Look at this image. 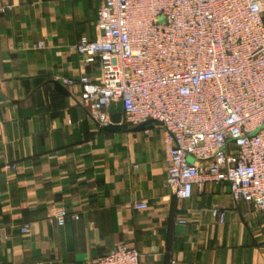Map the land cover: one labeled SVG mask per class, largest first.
<instances>
[{
	"label": "crops",
	"instance_id": "1",
	"mask_svg": "<svg viewBox=\"0 0 264 264\" xmlns=\"http://www.w3.org/2000/svg\"><path fill=\"white\" fill-rule=\"evenodd\" d=\"M2 1L0 264H96L120 244L138 248L139 264H264L262 212L228 182L177 198L159 124L107 130L80 105L81 88L62 84L100 76L74 45L97 38L101 0ZM142 200L149 207L135 209ZM61 207L80 217L58 225Z\"/></svg>",
	"mask_w": 264,
	"mask_h": 264
},
{
	"label": "built area",
	"instance_id": "2",
	"mask_svg": "<svg viewBox=\"0 0 264 264\" xmlns=\"http://www.w3.org/2000/svg\"><path fill=\"white\" fill-rule=\"evenodd\" d=\"M10 8L0 0V14ZM97 25V38L82 37L74 48L85 62H100L98 80L62 79L81 88L79 103L91 118L109 125L112 104L122 101L129 127L153 120L163 128L166 183L177 198L228 182L236 201L264 214L263 2L101 0ZM133 206L149 207L145 200ZM211 212L224 221L219 206ZM53 217L62 226L80 215L61 207ZM139 263L140 251L129 244L96 262Z\"/></svg>",
	"mask_w": 264,
	"mask_h": 264
},
{
	"label": "water",
	"instance_id": "3",
	"mask_svg": "<svg viewBox=\"0 0 264 264\" xmlns=\"http://www.w3.org/2000/svg\"><path fill=\"white\" fill-rule=\"evenodd\" d=\"M64 92H66V88L61 85L59 86ZM111 112V123L105 126V129L113 131V132H120V131H139L144 130L147 127L154 125L153 120H148L138 126L130 128L127 124L122 122V115H123V104L122 101L114 102L110 108Z\"/></svg>",
	"mask_w": 264,
	"mask_h": 264
},
{
	"label": "rangeland",
	"instance_id": "4",
	"mask_svg": "<svg viewBox=\"0 0 264 264\" xmlns=\"http://www.w3.org/2000/svg\"><path fill=\"white\" fill-rule=\"evenodd\" d=\"M189 160L191 161L192 159L190 158Z\"/></svg>",
	"mask_w": 264,
	"mask_h": 264
}]
</instances>
